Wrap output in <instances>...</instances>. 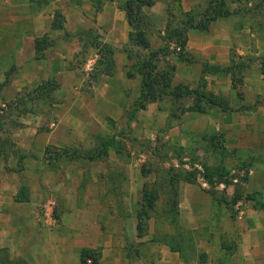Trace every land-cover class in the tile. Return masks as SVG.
I'll return each mask as SVG.
<instances>
[{
	"label": "crops",
	"instance_id": "obj_1",
	"mask_svg": "<svg viewBox=\"0 0 264 264\" xmlns=\"http://www.w3.org/2000/svg\"><path fill=\"white\" fill-rule=\"evenodd\" d=\"M124 1L127 0H106L99 11L92 0H49L47 10H35V2H32L34 10L27 18L33 22L30 26L33 35L55 36L62 33L55 44L43 49L40 56L44 58L38 64L41 68L49 66V70L40 71L37 76L42 73L56 76L61 92L73 90L80 93L75 99L59 102L58 118L51 122V127L43 128L44 116L35 112L25 119V126L8 133L13 150L9 154L2 151L0 155V264H82L85 251L96 255L100 264H187L180 251L166 239L167 231L151 224L150 218L144 232L140 231L137 215L140 189L144 185L140 175L133 179L137 190H131V175H125L121 180L126 189L120 188V184L115 183L109 174L110 166L121 168L119 161L56 158L53 153V150L69 146L88 148L93 135L92 124L96 129L109 128L111 122L108 123V120H117L120 115L112 109L114 96L109 98L106 93V89L113 84L114 75L101 73L93 85V97L86 94V89L91 87L87 80L95 70L94 67L89 71L88 64L98 63L103 55L102 44L105 43L114 49L115 69L122 73L121 78L127 79L123 76L124 67L128 68L130 58L124 46L130 43V33L134 29L122 7ZM169 1L154 0L152 5L142 7L147 16L142 27L154 39H161L160 34L165 33L163 25L166 22L163 21L167 18ZM219 2L223 4L218 5ZM201 7L214 8L222 14L211 20L208 35L193 31L199 36H196L198 42L193 49L197 55L209 64L219 66L231 65L233 49H237L243 57L264 55V0L177 2L179 13L190 12L196 20L200 18L198 10ZM56 9L62 13L65 26L62 32L53 27ZM71 15L77 29L87 28L91 34L75 33L76 28L71 30ZM233 23L238 26L232 27ZM23 32L17 34L22 36ZM26 36L24 34L22 41ZM22 43L23 46H17V74L10 83L17 90L27 86L34 73L30 72L31 64L24 56H35L38 52L34 48L25 53ZM83 47L88 58L83 64L84 75L74 87L71 79L70 85L68 80L78 67H72L75 63L71 62ZM185 64L181 66L189 71V64ZM248 71L250 76L245 75L243 89L245 92L253 89L254 97L248 94L232 97L230 105L233 110H221L219 113L212 110L203 115L191 111L190 119L179 127L185 130L190 126L191 130L200 132L211 126L214 131L232 130L236 133L228 139L226 146L254 152L255 161L249 166L244 185L249 192L264 196V168L258 164L259 159H264L262 64L255 62ZM253 73L257 75L252 77ZM221 85L227 92H233L229 78ZM207 87L216 90L212 83ZM5 99L1 96L2 105L7 104ZM4 134L1 130L0 135ZM113 156L111 153V158ZM209 184L208 181L202 182L203 186ZM198 186L184 180L180 182L182 216L186 211L193 217L200 216L205 213L200 212V202L203 199L212 200L211 195L206 190H198ZM23 187L25 199L17 200L16 196ZM209 205L211 210L212 204ZM253 210V220L240 225L241 235L235 231L232 239L234 248L218 243L215 250L209 252V264H264V206Z\"/></svg>",
	"mask_w": 264,
	"mask_h": 264
},
{
	"label": "rangeland",
	"instance_id": "obj_2",
	"mask_svg": "<svg viewBox=\"0 0 264 264\" xmlns=\"http://www.w3.org/2000/svg\"><path fill=\"white\" fill-rule=\"evenodd\" d=\"M32 2H35V10L48 9L49 0H0V86L3 84L0 87V98L1 96L7 98L6 105L0 102V131L3 130L5 133L0 135V151H5L6 154L13 150V142L8 133L25 126L27 122L24 121L28 115L41 112L45 119L43 128H49L51 122L58 118L56 112L59 102L63 99H75L80 93L78 91L77 94L73 90L61 92L59 90L61 85L56 76L44 73L37 76L40 71L49 70V66L39 67L40 61L44 58L40 56L44 52L43 49L49 44H55L62 33L59 32L55 36L33 35V30L30 28L33 22L27 18L34 10ZM177 2L178 0L168 2L167 18L163 21L166 22L163 25L165 33L160 34L161 39H154L153 36L145 33L149 41L148 47L138 45L136 41H130L124 46L130 58L128 68L124 67L123 76L127 79L121 78L122 73L117 71L110 61L105 63L107 74L114 75L113 84L106 89V93L109 98L114 96L112 109L120 114L117 120H108V123H111L109 128L105 129H96L95 124H92L93 135L88 148L69 147L72 150L77 149L82 155H93L95 160L119 161L121 168L112 165L109 174L112 175L115 183L120 184V188L126 189V184L121 180L125 175H131V190H137L133 179L140 175L144 185L146 184L140 187L141 200L145 187L158 193L155 207L150 210V223L158 229L161 226L162 231H167L166 239L181 247L180 253L187 264H209V252L214 251L218 243L234 248L232 239L235 231L241 235L240 225L245 222L250 223L255 214L253 209L264 206L262 193L254 194V191L249 192L246 185L240 182L232 183V178L239 171L249 174V166L255 161L254 152L245 148L227 147L228 139L236 134L232 130L214 131L211 126L200 132L191 130L190 126L182 130V126L179 125L191 117L188 107L193 96L172 92L150 101L146 91L154 88L156 80L161 82L170 79L172 87L184 84L190 88L206 91L208 94L213 93L224 98L229 104L234 96L241 97L248 94L254 97L253 89L247 92L243 89L245 75L250 76L248 70L255 62L262 64L264 55L243 57L238 54L237 49H233L232 70L229 73L211 67L205 58L197 55L193 50L198 42L196 37L198 35L195 33L208 35L211 32L210 27L189 28L190 23L186 21L190 17L187 13L190 12L179 13ZM198 13L200 18L195 19V23L199 22L204 14V17H207L209 8L201 7ZM71 18L69 24L71 30L77 29L78 26L73 21L74 16L71 15ZM90 25L91 23L88 22L87 26ZM237 26V23L232 24V27ZM63 28L59 27L57 30L61 31ZM134 30L137 32V29ZM19 31L20 33L24 31L22 36L17 34ZM83 32L91 34L87 28H78L75 31V33ZM24 34L27 36L22 41ZM140 37L141 34H137L135 40L139 41ZM22 42L25 53L34 48L38 52L35 56H24V59L31 64L30 72L34 73L31 82L21 90H17L10 83L17 74V46L22 45ZM82 49L71 62L75 63L72 67H78L68 80L70 85L71 79L74 87H77L84 75L83 64L88 58L85 56L84 47ZM152 55L154 56L151 57ZM181 64H189L190 70L186 71ZM91 65L95 70L87 80L91 87L86 89V94L93 97L95 95L93 85L103 73L104 65L101 62ZM91 68L88 66L89 71ZM140 68L149 76L146 83L144 82L146 75L139 72ZM256 75L253 73L251 76ZM227 78L233 86L232 93L222 89L221 83ZM209 83L216 86V90H210L207 87ZM4 85L7 87L4 88ZM206 108L207 112H198L199 115L211 113L212 110L219 113L222 110L219 106L207 105ZM111 153L114 155L112 158ZM258 161V164L264 168V159ZM248 174H246L247 179ZM182 180L199 184L198 190H206L211 195L212 200L203 199L200 202L202 207L200 212L205 211L200 216L193 217L187 214V211L183 216L181 215L179 191ZM204 181H208L209 186H203ZM238 203H241V208L246 211L242 218L237 215ZM209 204H212L211 210ZM139 207L140 205L138 209ZM157 234L159 235L158 230Z\"/></svg>",
	"mask_w": 264,
	"mask_h": 264
},
{
	"label": "trees",
	"instance_id": "obj_3",
	"mask_svg": "<svg viewBox=\"0 0 264 264\" xmlns=\"http://www.w3.org/2000/svg\"><path fill=\"white\" fill-rule=\"evenodd\" d=\"M92 1L94 2L95 6H96V10L99 11L102 9L103 3L106 0H92ZM153 3H154V0H127L124 3V5L122 6L123 9L126 11L127 18L129 20L131 26H133V29H137V32H134L135 31L134 30L130 33V41L131 42L136 41L135 42L136 44H138V45L141 44L145 47H148L149 41L147 39V36H145L146 32L144 31V29L142 27L143 24L147 20V16L143 12L142 7L144 5H152ZM221 3L222 2H219L218 5ZM220 12L221 13L216 12L214 8H209V13H208L207 17H204L205 16V14H204V16H202L200 21L197 23H195V18L193 16V14L187 13V14H190V17H188L186 22L190 23L188 25L189 28L207 29L208 27H210L211 20L215 19L219 14H222V11H220ZM53 27L54 28H59V27L63 28V17H62L61 11H59V10L56 11V20L53 23ZM137 34H141V37L139 40L140 42L135 40V36ZM102 50H103V55L99 59L98 63L101 62L104 65V67L102 68V72L108 73V71L105 67V63L110 61L114 66L113 58H112L113 53H114V49L110 45L105 43V44H102ZM154 55H152L151 57H153ZM151 57H150V59H151ZM211 67H213L215 69H220V70L228 72V73L232 70V65H230V66L211 65ZM172 68H174V67H172ZM140 70H139V72H141V73L143 72L144 76L146 75L145 76L146 78L144 79V82L146 83L147 79H149V76H147V74H144V70L142 68H140ZM262 73L264 74V60L262 61ZM159 89H162V90H159ZM158 90H159V92H158ZM146 92L149 95L150 101L151 100L154 101L156 99H159L163 95H166L167 93H172V92L174 94H179L182 92L183 94L186 93L187 95H191V96H193L192 102H191L190 106L188 107L190 111L205 113L208 110L206 108L207 105L219 106L223 111L233 110V107L222 97L214 95L213 93L208 94V92H206V91H201V90L196 89V88L194 89L193 87L190 88L189 86L184 85V84H178V85L172 87L170 79H166L165 81H161V82H158L156 80L154 88L153 89L150 88ZM1 152L2 151H0V155H1ZM53 153L55 154L56 158H60V157L65 156V157H68L71 159L80 158V157H85L88 159H95V157L93 155H82L81 153H79L77 151V149L72 150L70 147H65L62 149L53 150ZM24 190H25L24 187L21 188L20 192L16 196L17 200H24L25 199V197L23 196ZM157 199H158V193L157 192H155L154 190H150L147 187H145L143 189V198H142V200H140V203H139L140 207H139V211H138V215H137L139 218L138 227L142 233L144 232V229L147 226V220L150 218V210L155 207V202L157 201ZM176 203H177V200H176ZM172 247L174 249H178L179 251H181V247L177 244L176 245L172 244ZM88 258H92V259L88 260ZM82 264H100V263L98 262V258L96 255H94L90 251H85L83 253V257H82Z\"/></svg>",
	"mask_w": 264,
	"mask_h": 264
},
{
	"label": "built area",
	"instance_id": "obj_4",
	"mask_svg": "<svg viewBox=\"0 0 264 264\" xmlns=\"http://www.w3.org/2000/svg\"><path fill=\"white\" fill-rule=\"evenodd\" d=\"M88 66L91 68V63H89L88 64ZM246 174H248V173H246ZM246 174H245V172H243V171H239L238 173H237V175H235L233 178H232V183H238V182H240V183H242V184H244L245 182H246ZM236 208H237V215H238V217L239 218H242L243 216H244V214H245V210L243 209V208H241V203H238L237 204V206H236Z\"/></svg>",
	"mask_w": 264,
	"mask_h": 264
}]
</instances>
